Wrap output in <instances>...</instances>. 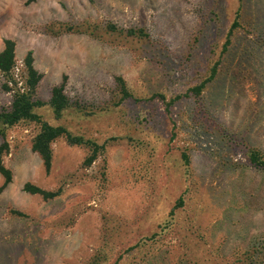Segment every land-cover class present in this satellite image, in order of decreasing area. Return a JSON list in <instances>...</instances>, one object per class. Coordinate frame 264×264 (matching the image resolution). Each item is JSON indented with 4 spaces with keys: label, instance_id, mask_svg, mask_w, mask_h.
I'll list each match as a JSON object with an SVG mask.
<instances>
[{
    "label": "rangeland",
    "instance_id": "obj_1",
    "mask_svg": "<svg viewBox=\"0 0 264 264\" xmlns=\"http://www.w3.org/2000/svg\"><path fill=\"white\" fill-rule=\"evenodd\" d=\"M242 1L243 26L223 58ZM110 21L144 27L150 37L109 33L103 26ZM84 22L98 28H48ZM5 38L16 41L20 67L33 51L44 73L38 98L49 100L67 75L68 95L85 108L61 121L49 106L38 108L50 123L99 142L128 134L134 140L110 144L86 168V149L60 139L47 173L32 150L38 127H12L4 163L13 180L0 193V264H91L98 254L100 264H264V171L248 164L241 146L264 151V0H0V50ZM216 60L219 74L199 102L184 96L167 112L160 99L147 101L185 93ZM117 75L140 102L113 106ZM1 83L0 74V111L13 99ZM226 130L236 140L228 142ZM28 181L63 185L64 192L44 200L23 190ZM180 197L173 228L154 240Z\"/></svg>",
    "mask_w": 264,
    "mask_h": 264
},
{
    "label": "trees",
    "instance_id": "obj_2",
    "mask_svg": "<svg viewBox=\"0 0 264 264\" xmlns=\"http://www.w3.org/2000/svg\"><path fill=\"white\" fill-rule=\"evenodd\" d=\"M39 0H27V3L37 2ZM243 1L240 4L236 18L232 22L225 42L223 44L221 55L223 58L228 53L234 43V37L239 29L243 26ZM252 26L257 27V21L254 20L251 23ZM49 31L54 34L64 32H95L94 28H98L95 23L84 22L82 25L67 24L60 32L53 31L52 27H48ZM103 29L109 33L119 34L125 37H133L139 40L147 39L150 34L144 27H120L114 22H107L103 26ZM57 32V33H56ZM221 57V58H222ZM221 60V59H220ZM216 60L206 72L204 78L198 83L189 87V89L183 94H177L172 97H168L166 94L160 92L151 95L147 98V101L160 99L167 112L171 111V107L184 96L187 98L193 97L198 102L202 100L203 93L207 90L208 86L216 81L219 74V68L221 61ZM0 74H1V87L3 91L12 93V103L9 107H5L0 111V137L2 142L0 143V173L4 177V182L0 186V193L13 180V171L4 163V157L10 150V143L8 141L9 130L17 125H31L34 124L38 127V131L32 138V150L36 152L42 159L46 172L50 173L54 162V144L63 139L70 146H77L86 149L87 155L85 156L82 164L84 167L92 166L99 157L105 156L108 150V146L122 139H128L133 141L134 137L130 134L122 136H114L106 139L104 142H99L97 139L86 136L83 133L74 131L68 124L50 123L42 114L37 112L38 108L49 106L54 113V118L57 121H61L66 117V114L71 110L84 111L85 108L81 103H76L67 93V75L63 76L60 83L55 84L51 90V96L49 100L45 101L38 98V90L40 83L44 77V73L39 71L35 66V57L33 51L30 50L23 59L22 66L18 65L16 57V41L12 38L4 39V47L0 50ZM115 91L117 97L116 101H113V106H120L124 104L128 99H133L136 102H140L142 99L137 97L131 90L127 80L121 76H115ZM111 104L108 102L104 104L102 110H106ZM225 133V134H224ZM223 134L227 135L228 142H233L235 139L234 132L226 130ZM116 140V141H115ZM242 142V141H240ZM244 154L248 164L257 170L264 171V151L248 142L241 143ZM183 159L186 165L190 164V156L187 152L183 153ZM23 190L27 193L40 195L44 200H52L61 196L64 192V186L60 185L55 189H45L32 182H26L23 186ZM184 203L183 197H180L175 206L169 212V219L160 224V232L153 235L154 240L158 235H164L173 228L176 221V210L180 208ZM17 215L26 216V213L20 210H13ZM139 244L131 246L129 249L138 247ZM107 258V255H105ZM103 255L98 254L92 259L91 264H100ZM101 259V260H100ZM118 264V261L115 263Z\"/></svg>",
    "mask_w": 264,
    "mask_h": 264
}]
</instances>
